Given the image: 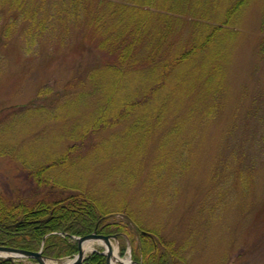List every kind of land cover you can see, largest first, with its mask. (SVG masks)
Segmentation results:
<instances>
[{
    "label": "trees",
    "instance_id": "1",
    "mask_svg": "<svg viewBox=\"0 0 264 264\" xmlns=\"http://www.w3.org/2000/svg\"><path fill=\"white\" fill-rule=\"evenodd\" d=\"M210 1L0 0V49L14 38L30 54H35L42 43L61 47L79 27L84 28L99 52L87 71L62 88L42 85L30 102L11 112L0 110V156L21 160L34 183L26 196L10 195L0 188L1 246L36 251L44 241L43 254L62 260L78 252L75 236L97 229L103 234H119L124 243L127 235L135 261L190 264L183 253L184 245L145 226L125 199L114 201L109 189L102 196L87 186L62 182L58 173L86 156L98 158L93 153L118 134L105 137L102 133L107 129L121 126L120 131L142 130L144 135L135 147L143 148L148 133L163 125L166 113L185 105L188 85L199 89V105H208L203 122L220 113L226 86L218 60L227 56L220 43L247 0L227 4L216 24L205 21L210 17ZM200 67L205 71L196 84L195 72ZM89 96L95 97V106L81 125L67 129L65 137L70 143L64 151L46 150L41 155L44 160L30 164L33 153L26 157L3 140L15 126L37 116L43 129L57 122L67 126L71 115L79 113L81 101ZM189 106L188 113L195 112ZM165 162L159 161L156 170L161 171ZM142 168L141 161L134 165L124 161L116 168L125 169L122 177L129 171L121 184L133 183ZM115 214L124 219L116 220ZM126 250L124 245L121 254L125 255ZM0 264L23 263L0 258ZM82 264H107V260L95 251Z\"/></svg>",
    "mask_w": 264,
    "mask_h": 264
},
{
    "label": "rangeland",
    "instance_id": "2",
    "mask_svg": "<svg viewBox=\"0 0 264 264\" xmlns=\"http://www.w3.org/2000/svg\"><path fill=\"white\" fill-rule=\"evenodd\" d=\"M234 1H210V17L205 21L218 23L225 6ZM263 21L264 0H247L223 34L220 47H225L222 53L227 56L218 62L226 92L218 115L203 122L208 105H199V89L188 85L185 105L166 113L163 125L148 133L143 148L135 147L142 130L107 129L102 133L105 137L118 134L93 153L99 157L76 160L58 173L59 179L98 190L102 196L109 189L114 201L125 199L145 226L183 244L190 264H264ZM0 50V110L4 112L30 102L42 85L62 88L99 58L96 43L79 27L61 47L42 43L30 54L14 38ZM201 67L195 72L196 84L205 71ZM93 98L81 101L79 113L71 115L67 126L57 122L43 129L37 116L15 126L3 140L26 157L33 153L30 164L44 160L41 155L46 150L62 152L70 143L67 129L84 122L95 106ZM188 104L195 112L188 113ZM161 160L168 162L157 171ZM124 161L143 162L136 180L127 185L120 180L129 171L122 177L125 169L116 170ZM24 167L19 159L0 156V188L5 193L31 194L34 183ZM113 218L124 219L120 214ZM113 245L121 256L126 243L114 240ZM127 245L123 259L130 257L131 244ZM94 246L102 244L95 241ZM20 261L35 264L27 258Z\"/></svg>",
    "mask_w": 264,
    "mask_h": 264
},
{
    "label": "water",
    "instance_id": "3",
    "mask_svg": "<svg viewBox=\"0 0 264 264\" xmlns=\"http://www.w3.org/2000/svg\"><path fill=\"white\" fill-rule=\"evenodd\" d=\"M77 239L79 244V251L77 255L66 264H82L85 258L87 257L85 244L95 240H101L104 243L105 250L102 253L105 254L107 257V264H111V259L113 257L112 239H114L116 242L119 243V238L117 234L105 235V234L97 233V230H95L92 233L79 236L77 237ZM0 257L8 258L11 260H14L15 258L18 257H33L37 259L39 264H48L47 261L50 260L47 256L43 254V245L41 249L38 251H30V250H25L16 247H9V246H0ZM120 261L123 264H142L140 262L134 261L132 257H130L128 261H125L122 258L120 259Z\"/></svg>",
    "mask_w": 264,
    "mask_h": 264
},
{
    "label": "bare ground",
    "instance_id": "4",
    "mask_svg": "<svg viewBox=\"0 0 264 264\" xmlns=\"http://www.w3.org/2000/svg\"><path fill=\"white\" fill-rule=\"evenodd\" d=\"M77 237H79V236H75V239H76L77 242H78ZM94 244H95V241H90V242L86 243V244H85V249H86V251L89 252V251H91L92 249H94V248L96 247V246H94ZM42 245H44V241H43ZM113 248H114V250H113V257H112V259H111V264H119V263H121V261H120L121 257H120V255H119L118 247L115 246V245H113ZM25 250H26V249H25ZM30 251H32V250H30ZM126 259H127V258H126ZM126 259H123V260L126 261ZM47 262H48V264H55L53 261H47ZM83 263H84V262H83Z\"/></svg>",
    "mask_w": 264,
    "mask_h": 264
}]
</instances>
